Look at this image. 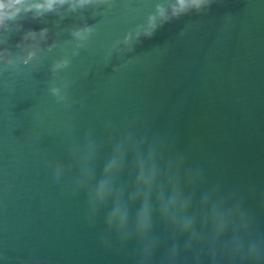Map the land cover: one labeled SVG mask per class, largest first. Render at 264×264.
<instances>
[{"label":"water","instance_id":"water-1","mask_svg":"<svg viewBox=\"0 0 264 264\" xmlns=\"http://www.w3.org/2000/svg\"><path fill=\"white\" fill-rule=\"evenodd\" d=\"M125 2L104 16L85 13L89 24L99 22L98 34L66 70L78 77L73 92L84 108L77 103L69 114L51 97V57L17 78L14 91L0 85V264H130L100 246L102 218L89 228L84 196L67 189L71 176L55 181L53 167L67 164L69 140L90 128L103 139L106 122L119 129L136 117L144 131L169 134L189 165L204 170L202 189L218 183L239 191L264 232V0H217L204 14L165 24L136 47L135 64L112 73L101 64L102 45L122 38L153 0H127L131 11ZM37 107L51 116L38 122Z\"/></svg>","mask_w":264,"mask_h":264},{"label":"clouds","instance_id":"clouds-1","mask_svg":"<svg viewBox=\"0 0 264 264\" xmlns=\"http://www.w3.org/2000/svg\"><path fill=\"white\" fill-rule=\"evenodd\" d=\"M216 3L153 0L139 23L102 45V66L111 65L112 73L129 68L138 61L136 47L165 24L204 14ZM115 5L116 0H0V85L14 91L17 78L31 77L51 57V97L66 113L77 103L84 108L83 98L77 102L73 92L78 77L66 70L98 34L99 22L89 24L85 13L104 16ZM124 7L132 10L127 0ZM49 17L55 19L50 22ZM69 18L73 22L65 24ZM31 23L43 26L25 27ZM13 36H19L15 43ZM50 116L47 109L35 110L38 122ZM138 122L136 117L117 129L108 121L103 139L88 129L79 141L67 142V164L58 160L53 167L55 181L71 176L67 189L84 196L89 228H97L102 218L100 246L130 264H264V232L255 229L245 197L218 183L202 189L204 170L189 165L186 154L176 150L175 139L144 131ZM64 128L71 135L70 116ZM159 225L163 233L157 231Z\"/></svg>","mask_w":264,"mask_h":264}]
</instances>
